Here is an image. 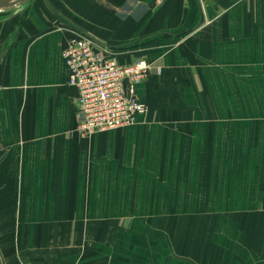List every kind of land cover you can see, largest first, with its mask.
Returning <instances> with one entry per match:
<instances>
[{
	"label": "crops",
	"instance_id": "0c3cea01",
	"mask_svg": "<svg viewBox=\"0 0 264 264\" xmlns=\"http://www.w3.org/2000/svg\"><path fill=\"white\" fill-rule=\"evenodd\" d=\"M80 34L150 65L130 125L79 132ZM0 222L3 264H264V0L0 12Z\"/></svg>",
	"mask_w": 264,
	"mask_h": 264
},
{
	"label": "built area",
	"instance_id": "2783aa9c",
	"mask_svg": "<svg viewBox=\"0 0 264 264\" xmlns=\"http://www.w3.org/2000/svg\"><path fill=\"white\" fill-rule=\"evenodd\" d=\"M93 41L80 34L61 56L69 70V84L77 89L78 130L84 136L128 126L134 116L146 112L133 87L151 68L144 60L121 65Z\"/></svg>",
	"mask_w": 264,
	"mask_h": 264
},
{
	"label": "water",
	"instance_id": "95a60500",
	"mask_svg": "<svg viewBox=\"0 0 264 264\" xmlns=\"http://www.w3.org/2000/svg\"><path fill=\"white\" fill-rule=\"evenodd\" d=\"M31 0H0V12L12 11L15 8L25 5ZM0 264H3L0 254Z\"/></svg>",
	"mask_w": 264,
	"mask_h": 264
},
{
	"label": "trees",
	"instance_id": "16d2710c",
	"mask_svg": "<svg viewBox=\"0 0 264 264\" xmlns=\"http://www.w3.org/2000/svg\"><path fill=\"white\" fill-rule=\"evenodd\" d=\"M173 39L176 40V39H178V37H174ZM155 42H156V41H155ZM155 42H154V43H155ZM156 43H160V42H156Z\"/></svg>",
	"mask_w": 264,
	"mask_h": 264
},
{
	"label": "rangeland",
	"instance_id": "374dc122",
	"mask_svg": "<svg viewBox=\"0 0 264 264\" xmlns=\"http://www.w3.org/2000/svg\"><path fill=\"white\" fill-rule=\"evenodd\" d=\"M0 223H2V224H3L4 222H0Z\"/></svg>",
	"mask_w": 264,
	"mask_h": 264
},
{
	"label": "bare ground",
	"instance_id": "6f19581e",
	"mask_svg": "<svg viewBox=\"0 0 264 264\" xmlns=\"http://www.w3.org/2000/svg\"><path fill=\"white\" fill-rule=\"evenodd\" d=\"M2 258V257H1Z\"/></svg>",
	"mask_w": 264,
	"mask_h": 264
}]
</instances>
